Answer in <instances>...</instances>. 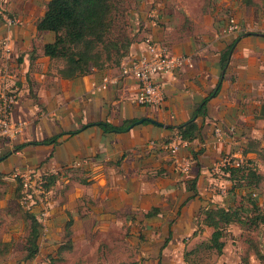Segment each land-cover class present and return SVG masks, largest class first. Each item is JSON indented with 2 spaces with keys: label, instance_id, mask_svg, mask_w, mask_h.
I'll return each instance as SVG.
<instances>
[{
  "label": "crops",
  "instance_id": "0c3cea01",
  "mask_svg": "<svg viewBox=\"0 0 264 264\" xmlns=\"http://www.w3.org/2000/svg\"><path fill=\"white\" fill-rule=\"evenodd\" d=\"M48 1L0 0V9L19 20L7 26L0 16V40L10 48L7 54L0 49V93L17 94L10 119L23 123L16 138H0V222L9 221L2 242L12 250L9 241L21 229L14 226L28 222L15 173L41 169L56 172L37 241L41 254L76 253L80 260L91 250L106 257L115 245L124 254L128 241V247L139 243L156 253L151 262L169 264L163 254L184 237L197 238V225L210 228L202 223L203 208L235 206V197L248 192L228 175L215 178L214 164L231 154L264 174V0H207L195 9L172 6L173 0H134L127 14L132 42L119 65L72 78L60 75L61 59L44 52L54 33L39 31L36 23ZM228 16L237 30H226ZM146 36L174 55L193 57L190 67L156 75L163 93L158 106L136 103L138 82L120 74L145 52ZM217 88L197 119L199 135L176 155L165 150L162 144L178 136L176 127ZM132 121L122 132L104 129ZM215 127L223 130L220 140ZM182 159L190 162L187 173L177 167ZM39 209L34 202L28 211ZM152 209L158 210L147 215ZM140 235L145 241L137 242ZM64 245L70 248L60 251ZM38 254L26 262L41 260Z\"/></svg>",
  "mask_w": 264,
  "mask_h": 264
},
{
  "label": "trees",
  "instance_id": "16d2710c",
  "mask_svg": "<svg viewBox=\"0 0 264 264\" xmlns=\"http://www.w3.org/2000/svg\"><path fill=\"white\" fill-rule=\"evenodd\" d=\"M126 0H49L44 14L37 20L39 31H51L54 33V41L44 45V52L51 58L61 59L64 64L59 73L64 78H72L89 73L94 69H103L108 65H119L121 59L127 54L132 37L125 17L128 14ZM230 46L224 56L222 67L225 66ZM217 89L211 91L198 104L191 118L176 127L177 135L186 141H192L200 132L197 123L198 118L206 114V103L216 95ZM125 122L121 126L104 124L106 131L122 132L133 123ZM42 141L41 143H45ZM250 162L249 160H247ZM253 164L252 162H250ZM54 177V176H53ZM52 175L47 181V188L52 184ZM229 179L241 184L235 186L246 187L248 192L243 196L248 199L249 206L237 204L232 207L212 206L211 203L201 210L202 223L212 229L208 241L204 244L209 249L222 251L224 226L232 223H242L241 210H248L247 221L252 224L264 223V213L260 212V205L251 195L256 193L260 183L264 180L256 166H244L242 168H230ZM189 189L195 190V184H189ZM21 186L18 183V202L21 196ZM30 202L25 212V220L29 223L28 234L24 243V261L33 259L39 252L38 239L42 225L36 218V213L29 212ZM152 209L147 215H152ZM69 223L67 224L68 227ZM5 250L9 248L7 242H0ZM70 246H62L61 250ZM255 256L264 261V254L256 246H252ZM192 251V250H191ZM57 257H52L48 264H56L62 260L59 252Z\"/></svg>",
  "mask_w": 264,
  "mask_h": 264
},
{
  "label": "built area",
  "instance_id": "2783aa9c",
  "mask_svg": "<svg viewBox=\"0 0 264 264\" xmlns=\"http://www.w3.org/2000/svg\"><path fill=\"white\" fill-rule=\"evenodd\" d=\"M0 16L7 26H11L19 22L18 18L11 16L4 9H0ZM238 29V23L234 17H230L226 30L235 31ZM145 52L138 58L130 60L120 68V74L123 78H134L138 82L137 94L135 102L144 106H158L163 102V93L160 85L156 81V75L173 73L185 66H192L193 57L190 55H174L169 52L165 46L159 45L151 37L146 36L143 39ZM0 49L4 53H9V42L7 39L0 40ZM106 87V80L102 85ZM17 101V94L13 91L3 90L0 93V138L14 139L21 131L22 122H13L10 114L14 104ZM216 140H220L223 130L219 127L214 128ZM188 141L181 139L179 136L165 142L163 148L171 154L176 155L179 146L187 145ZM177 167L182 173H187L190 168L188 160H176ZM250 162L242 157L234 155H225L220 161L211 167V171L215 178L221 175H229L230 168H242L244 166H252ZM56 172H49L41 169H27L17 171L15 176L18 178L21 186V196L19 203L22 206L30 202H36L40 205V209L36 213V218L41 225L44 224L50 204L51 189L47 188L49 176Z\"/></svg>",
  "mask_w": 264,
  "mask_h": 264
},
{
  "label": "rangeland",
  "instance_id": "374dc122",
  "mask_svg": "<svg viewBox=\"0 0 264 264\" xmlns=\"http://www.w3.org/2000/svg\"><path fill=\"white\" fill-rule=\"evenodd\" d=\"M206 2L207 0H173L172 6L177 4H188L195 9L197 5H200L201 3L205 5ZM159 3L162 5V2ZM126 4V8L132 10L134 7V0H126ZM230 17L233 16H228L226 18L227 22ZM125 22L127 24V29L129 30L130 25L127 15L125 17ZM259 189L260 194L257 195L255 193L254 195H251V197L260 205V212L264 213V182L260 184ZM234 201V204L236 205L242 203L246 206H249L248 204L250 202L243 196L235 197ZM20 207L22 210L24 206L20 205ZM247 211L248 210L240 211V215L243 218L242 223H232L224 226V235L221 238L223 241V247L220 253L215 249H209L204 245L208 241L212 229H206L201 225H197L198 229L201 228L200 232L197 234L198 237H184L181 243L178 241V245H176L170 253L166 252L163 254L165 258L164 260L170 262L169 264H264V261L259 260L255 256L252 249V246L256 245L264 254V223L259 222L257 224H252L247 221L246 214L249 213ZM15 213L20 214L21 212ZM6 222L9 221L6 220ZM6 222L5 220L0 222V242L3 239L9 238L7 231L9 223ZM21 225L14 226V228L21 229L20 233L16 235L17 237H11V240L9 241L10 243H13L12 250H9V248L5 250L0 244V264H48L47 262L50 258L47 256L48 254L46 252H43V254L39 252L38 256H40L41 260L35 259V263L24 261V243L28 234L29 223L26 222L23 223V226ZM2 232L6 234L5 237L1 235ZM131 239L132 238H130V240ZM136 239L137 242L145 241L143 235L137 236ZM124 244V246H126L125 251L123 252L124 254H118V245H115L112 249L113 253L111 255L108 254L106 257L104 254L101 255L97 251L95 252L91 250H88L86 252V257L80 260L76 253H72L68 256L63 253L64 258L56 264H97L103 262V264H155L150 260L157 259V257H155L156 253H147L148 251H146L144 247H139V243H137V247L135 248L131 247L130 244L128 247V241ZM127 253L128 255H126ZM160 255L161 254H159V256Z\"/></svg>",
  "mask_w": 264,
  "mask_h": 264
},
{
  "label": "water",
  "instance_id": "95a60500",
  "mask_svg": "<svg viewBox=\"0 0 264 264\" xmlns=\"http://www.w3.org/2000/svg\"><path fill=\"white\" fill-rule=\"evenodd\" d=\"M139 122H141V120ZM161 125H163V124H161Z\"/></svg>",
  "mask_w": 264,
  "mask_h": 264
}]
</instances>
